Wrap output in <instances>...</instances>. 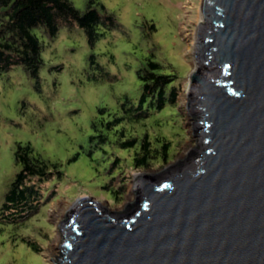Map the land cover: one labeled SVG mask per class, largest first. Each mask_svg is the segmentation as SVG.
I'll use <instances>...</instances> for the list:
<instances>
[{
  "label": "water",
  "instance_id": "95a60500",
  "mask_svg": "<svg viewBox=\"0 0 264 264\" xmlns=\"http://www.w3.org/2000/svg\"><path fill=\"white\" fill-rule=\"evenodd\" d=\"M200 19L196 146L138 174L122 211L78 198L55 264H264V0H202Z\"/></svg>",
  "mask_w": 264,
  "mask_h": 264
},
{
  "label": "rangeland",
  "instance_id": "374dc122",
  "mask_svg": "<svg viewBox=\"0 0 264 264\" xmlns=\"http://www.w3.org/2000/svg\"><path fill=\"white\" fill-rule=\"evenodd\" d=\"M69 1L84 10L90 0ZM94 1L117 22L113 29L101 26L94 45L78 27H62L53 39L35 29L43 45L39 78L29 77L20 66L0 76V206L19 170L17 143H30L44 158L60 163L65 174L48 182L47 195L54 196L36 215L19 226L0 221V264H55L51 259L60 256L59 226L78 198L122 211L138 174L162 172L196 146L187 104L202 0ZM90 56L95 57L93 65ZM148 58L173 74L179 87L172 114H154L133 124L139 139L148 134L154 143L161 134L170 142L167 160L144 170L131 166V157L106 124L114 115L123 117L125 97L137 104L141 82L136 71ZM123 126L130 127L126 121L117 127ZM23 240L36 243L39 251Z\"/></svg>",
  "mask_w": 264,
  "mask_h": 264
},
{
  "label": "trees",
  "instance_id": "16d2710c",
  "mask_svg": "<svg viewBox=\"0 0 264 264\" xmlns=\"http://www.w3.org/2000/svg\"><path fill=\"white\" fill-rule=\"evenodd\" d=\"M96 6L98 4L94 0H90L84 10H79L69 0H0V76L20 66L29 77L39 78L43 45L33 32L35 29H41L48 39H53L62 27L69 30L78 27L94 45L101 36L98 33L101 26L105 29L117 26L115 18L105 11L104 6ZM94 59L90 56L92 65L95 64ZM162 69L160 63L148 58L136 71L141 82L137 104L125 97L121 104L123 117L114 115L106 124L108 133L131 157V166L137 169L147 170L157 161L167 160L169 155L170 142L161 134L154 138V143L148 134L141 139L133 135V124L140 119L175 111L179 86L176 77ZM104 111L103 108L98 109L99 114ZM122 121L130 127H117ZM99 138L105 141V136ZM14 160L19 170L2 198L0 221L19 226L36 215L54 196V192L47 195L48 182L60 180L65 174L60 163L44 158L30 143L16 144ZM119 194L120 189H117L115 197ZM23 241L39 251L36 243Z\"/></svg>",
  "mask_w": 264,
  "mask_h": 264
}]
</instances>
